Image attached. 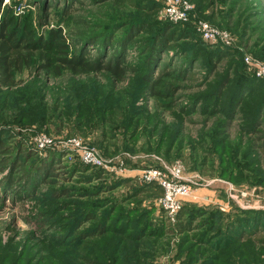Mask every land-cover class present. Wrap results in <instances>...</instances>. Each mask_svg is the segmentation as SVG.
<instances>
[{
	"label": "rangeland",
	"instance_id": "374dc122",
	"mask_svg": "<svg viewBox=\"0 0 264 264\" xmlns=\"http://www.w3.org/2000/svg\"><path fill=\"white\" fill-rule=\"evenodd\" d=\"M98 1L50 0L46 8L47 0H0V20L14 16L20 34L36 37L60 29L70 53L79 48L80 36L117 40L137 25L144 28L140 36L148 39L168 24L161 17L160 0L140 3L156 6L151 15ZM184 1L192 6L189 18L172 25L182 37L190 33L177 43L184 58L163 54L158 72L170 64V70L194 80L179 82L171 111L160 110L149 95L136 46L125 57V64L136 70L120 84L105 73L64 72L53 78L35 62L18 76L19 86L0 87V137L15 159L22 162L21 155L31 153L26 171L39 160L54 162L45 182L28 198L18 194L19 170L0 166V184L9 174L15 181L11 194L0 187V264H219L213 261L219 238L212 237L205 222L219 230L229 215L264 212V183H258L264 168V79L253 89L237 88L254 76L246 57L264 62V0ZM200 22L224 39H203ZM88 52L96 55L90 47ZM224 79L220 96L217 88ZM38 135L54 145L38 152ZM72 138L93 148L108 168L81 164L78 153L61 146ZM174 163L198 185L200 196L182 205L192 218L191 230L183 234L176 230L177 218L167 221L159 208V191L138 178L143 169ZM225 183L233 187L231 193ZM86 213L94 219L85 222ZM101 226L106 236L91 237ZM223 234L222 249H233L234 234L230 242ZM260 237L262 228L252 239L260 240L257 250L263 253Z\"/></svg>",
	"mask_w": 264,
	"mask_h": 264
},
{
	"label": "trees",
	"instance_id": "16d2710c",
	"mask_svg": "<svg viewBox=\"0 0 264 264\" xmlns=\"http://www.w3.org/2000/svg\"><path fill=\"white\" fill-rule=\"evenodd\" d=\"M40 1L42 4L45 3V0ZM47 1L46 8L50 5V0ZM66 1L68 2V0ZM98 2H115L123 9H131L135 12L147 15H151L156 11V6L141 5L140 3H143V0H99ZM161 8L162 3L160 1L159 9L161 10ZM214 21L215 19H213V22ZM166 22L168 24L163 26L159 33L153 34V36L148 39L140 36L144 28L140 29L137 25L128 27L125 34L117 40H114L112 38L113 36H106L100 41V34L87 37L80 36L78 37L79 43L77 44L79 48L70 53L69 50L71 46L68 44L67 37L60 29L51 28L47 31L46 35H41L39 37L34 36L32 32H23L20 34L18 31L19 24L15 21L14 16L7 14L0 20V87L10 89L19 86L21 79L18 76L21 75L24 68H29L35 62L39 63L41 70H43L46 75H51L53 78L61 77L64 72L75 76L105 73L114 83L120 84L126 80L130 72H135L136 70L125 64L127 49L131 46H136L139 54L143 56L142 63L145 73L143 75L141 74V78L149 84V95L155 100L156 106L160 110L171 111L176 108L175 97L180 89L179 82L185 79L194 80V76L170 70V64H167L158 72V64L161 62L163 54L174 53V58H184L185 54L181 51V46L177 43L183 39L184 35L191 37L188 32L183 33L182 37L177 30H174L172 25H180V23ZM193 25V27H195V23ZM119 28L120 27H118V29ZM89 47L95 50L96 55L94 57L90 56V52H88ZM110 51H112V56L108 58L107 52ZM190 63L191 62H189V64ZM262 79L264 78H256L253 76L252 80L239 83L237 88L241 87L240 89H242L245 87L253 89L255 86L259 87ZM226 84L227 79H224L221 85H218L217 93L221 92L219 94L220 96ZM261 91H264V87H262ZM248 93H250V91H248ZM253 93L255 92L253 91ZM224 108L225 107L222 106V109ZM252 116H254V113ZM249 117H251V114ZM224 126V123H222L221 127ZM238 149L237 146V152ZM18 153L21 154V152ZM19 156L20 155H17V157ZM21 156L23 160L22 162H18V159H15V153L11 152V149L0 137V166H6L8 169L14 170L13 172H15L16 169L19 170L22 182L18 187V194L21 192V194L26 195L28 198L34 194L40 184L45 182V178L48 177L53 170L52 164L54 162L51 163L53 160L51 158L39 160L30 164L29 169H31V171H26V163L29 159H32V156L31 153H24ZM235 157H237V155ZM255 178H257L256 175L254 179ZM260 178L259 182V179H256L257 182L264 183V180H262V178H264V168L263 175H261ZM13 179L14 178L10 177V174L4 178L3 182L0 184L3 193L11 194L14 187L13 183L15 182ZM147 185L150 186L149 188L157 189L161 194L159 187L154 184ZM189 212L190 210L186 208V206H183L178 213L176 230L179 234L191 230L192 218H188ZM233 215V217L230 215V217L227 216L228 218H226L227 220L225 221L224 227L219 228V230H215L212 224H206L208 221L204 224V227L207 226V230L213 235L212 237L219 238L218 246L215 247V251L218 252L219 255L214 257V263L264 264V252L260 253L259 250H257V245L259 244L256 243L260 240L254 241V239H252L260 228L264 229V212H242L241 214ZM93 219L94 216L92 214H85V222ZM223 219L225 218L221 216L220 220ZM222 234L223 237H226V241L229 240V242L231 238L230 235L234 234L235 241L233 245L235 246L233 249H228V247L222 249ZM91 235V237L94 236L101 239L106 236V232L104 227L101 226ZM88 237H90V235ZM260 238H262V242L259 247H264V237ZM244 241L248 243L239 244V242L243 243ZM222 256H224L223 259H221ZM204 261L208 264L206 260Z\"/></svg>",
	"mask_w": 264,
	"mask_h": 264
},
{
	"label": "built area",
	"instance_id": "2783aa9c",
	"mask_svg": "<svg viewBox=\"0 0 264 264\" xmlns=\"http://www.w3.org/2000/svg\"><path fill=\"white\" fill-rule=\"evenodd\" d=\"M162 8L160 14L162 19L172 23H183L188 20L189 14L192 11V6L184 0H160ZM198 31L202 34L203 39L211 42H216L217 39L223 40L224 37H219L218 33L206 22L198 24ZM245 63L251 67L256 78H264V62L252 61L249 57L245 58ZM35 149L38 152H43L54 145L51 138L46 135H38L34 139ZM61 146L69 147L71 150L79 154L81 164L102 167L106 166L104 161L98 156L93 148L82 146L80 140L72 138ZM107 167V166H106ZM163 168H146L140 171L139 180L144 184H154L159 187L161 196L158 200V206L163 212L167 221L174 223L177 214L182 208V205L187 200H199L200 196L196 193L195 182L191 179H186L183 176V169L179 163L162 166ZM108 168V167H107ZM228 191L231 193L233 187L228 183ZM247 194L241 193L240 197H245ZM233 198L232 195H230ZM237 198V199H240ZM256 201V206H258ZM260 208H264L261 205Z\"/></svg>",
	"mask_w": 264,
	"mask_h": 264
}]
</instances>
